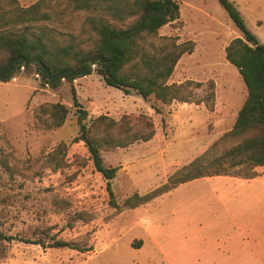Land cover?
I'll return each mask as SVG.
<instances>
[{
	"label": "rangeland",
	"instance_id": "obj_1",
	"mask_svg": "<svg viewBox=\"0 0 264 264\" xmlns=\"http://www.w3.org/2000/svg\"><path fill=\"white\" fill-rule=\"evenodd\" d=\"M34 1L16 0L20 6ZM231 1L246 27L264 43V0ZM177 2L178 19L158 33L191 39L195 46L180 56L168 82L213 79V110L202 102L164 105L135 92L124 94L95 71L71 83L63 80L55 89L42 85L33 69L0 82V230L17 236L4 242L0 264H240L242 256L255 262L264 255V167L254 179L199 177L115 212L105 178L94 168L84 141L74 138L80 124L88 127L100 114L141 130L142 116L151 119L150 139L101 150L103 164L117 167L110 184L115 202L121 204L135 192L142 195L165 183L231 128L246 88L236 67L226 61L224 46L241 32L217 0ZM86 15H68L67 25L57 27L84 37ZM203 94L198 88L193 96ZM55 102L68 110L58 127L49 125V115L37 112L39 105ZM59 143L60 151H53ZM80 210L92 218L68 227V214ZM35 236L44 245L19 239ZM58 238L91 249L52 247Z\"/></svg>",
	"mask_w": 264,
	"mask_h": 264
},
{
	"label": "trees",
	"instance_id": "obj_2",
	"mask_svg": "<svg viewBox=\"0 0 264 264\" xmlns=\"http://www.w3.org/2000/svg\"><path fill=\"white\" fill-rule=\"evenodd\" d=\"M217 1L241 32L224 46L226 61L236 67L246 88L245 99L229 130L202 154L177 168L165 183L142 195L135 192L118 204L110 184L117 167L103 164L101 150L150 139L153 123L142 116L144 130L133 129L122 119L115 121L100 114L88 127L79 126L74 138L84 141L94 168L105 178L109 203L115 212L150 202L180 183L199 177L231 175L248 179L259 175L256 166H264V43L246 27L233 1ZM11 3L14 5L10 7ZM81 11L87 13L86 36L71 35L67 28L57 27L67 25L68 15ZM178 17L177 0H36L27 6L18 5L16 0H3L0 82L10 80L23 69H33L42 85L55 89L63 80L71 83L95 71L106 85L124 94L135 92L145 100L153 98L164 105L172 101L202 102L213 110L216 87L213 79L205 83L190 79L168 82L180 56L190 53L195 46L191 39L179 41L175 35L158 33L163 25ZM198 88L204 94L194 98V90ZM71 92L74 96L73 88ZM152 107L159 112L158 106ZM67 111L58 102L43 103L37 109L38 113L51 117L52 127L63 123ZM62 146L63 143L57 144L53 151H60ZM91 218L84 210L70 212L66 225L71 227L77 220ZM16 237L0 230V259L6 254L4 242ZM19 239L44 245L39 236ZM51 246L80 252L91 249L86 243L62 238L53 240Z\"/></svg>",
	"mask_w": 264,
	"mask_h": 264
},
{
	"label": "crops",
	"instance_id": "obj_3",
	"mask_svg": "<svg viewBox=\"0 0 264 264\" xmlns=\"http://www.w3.org/2000/svg\"><path fill=\"white\" fill-rule=\"evenodd\" d=\"M216 85V83H215ZM216 102V100H215ZM259 167H264V166H256L255 167V170H257L259 172V175H257L256 177H253V178H248V179H254V178H257L260 176V174H262L263 170H259ZM213 176H216V175H213ZM256 264H264V255L261 256V258H256L255 260ZM253 261L249 262L247 261L246 257L242 256V258H240V264H252V263H255Z\"/></svg>",
	"mask_w": 264,
	"mask_h": 264
}]
</instances>
